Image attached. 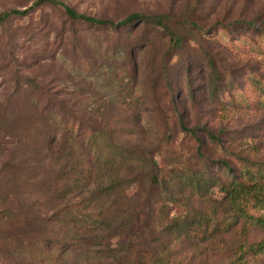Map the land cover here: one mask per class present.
Masks as SVG:
<instances>
[{
	"label": "rangeland",
	"instance_id": "rangeland-1",
	"mask_svg": "<svg viewBox=\"0 0 264 264\" xmlns=\"http://www.w3.org/2000/svg\"><path fill=\"white\" fill-rule=\"evenodd\" d=\"M34 1L0 0V12ZM63 1L115 22L166 14L182 40L174 47L169 29L145 22L74 21L51 5L18 21L39 37L17 44L41 57L22 61L30 84L17 98L7 103V92L0 94V264H152L138 250L160 234L178 264H264L250 247L264 240V228L229 224L220 186L204 199L186 182L201 172L225 183L246 164L264 165V0ZM92 134L155 162L166 179L152 186L140 161L111 170V181L135 179L111 197L130 217L112 230L110 244H135L130 254L110 256L88 217L106 205L90 190L109 181L93 168ZM194 215L203 220L187 227ZM175 222L178 240L163 232Z\"/></svg>",
	"mask_w": 264,
	"mask_h": 264
},
{
	"label": "trees",
	"instance_id": "trees-1",
	"mask_svg": "<svg viewBox=\"0 0 264 264\" xmlns=\"http://www.w3.org/2000/svg\"><path fill=\"white\" fill-rule=\"evenodd\" d=\"M49 5L59 7L74 21H81L101 27L124 25L135 21L161 26L170 30L174 47L181 44L182 39L170 26L169 16L166 14H145L137 12L130 14L119 22H115L112 19L98 18L79 12L76 8L65 3L63 0H35L31 6L24 9L18 7L7 9L0 12V94L7 92V103L11 102L22 93L23 86L30 84L28 78L23 76L24 71L21 65L22 61L33 59L37 60L41 57L38 52L33 55L26 53L23 47H20L17 44V39H22L28 42L39 37V33L31 28L30 24L23 27L18 24V21L33 15L36 12L35 10ZM191 23L193 25H198L195 20L191 21ZM16 25L17 29L15 28ZM19 29L21 30L19 31ZM10 84L15 85V87L7 88ZM47 96V92L41 89L39 96L40 101L44 102L47 100ZM35 108L37 110L40 107L38 108L36 106ZM45 110L46 105L41 108L42 112ZM19 111L21 113H25L26 109H20ZM184 128L185 130L190 131V129L185 126ZM89 145L93 147L95 151L93 168L95 167L98 169V171H100L99 173L103 175L108 174L107 178L109 179L106 184H103L102 181L99 182L98 186L94 190L88 189L90 190L93 201H105L106 203V205L99 212H91L88 214V217L94 224L93 231H98L95 238H103L105 240L104 243L101 244H105L107 246V252L112 257H116L121 251H125L127 254L133 253L136 248L135 244L132 243L128 245H121L119 248L111 247L110 241L112 230L116 231L119 226V222H123L125 219L130 217V214L124 208H119L120 203L116 202V199L111 201V197L113 195L120 197L123 190L134 183L135 179H119L117 177L111 181V170L114 169L116 173H118L124 167L133 166L139 163V161L146 164L148 161L147 159L136 157L135 155L128 153L126 148L115 145L114 143H111L110 140L103 144L98 143V135L92 134V137L89 140ZM253 165L256 164H246L244 170H242L240 174H230V179H228L225 183L218 179L204 177L201 172L187 175L186 182L191 185L195 192L204 199H208L207 192L210 187L220 186L221 191L225 194V201H227L228 206L231 208L228 209L232 210L230 214H227V219H234L230 221L229 224L233 221H237L238 219H243L245 225L247 226L264 228V165L259 164L257 169H252L251 167ZM147 167L150 168V173L148 174H150L149 180L152 186L166 184V179L160 178V172H157V164L155 162L154 166L148 163ZM227 169L231 171L230 168ZM92 172L94 173V171ZM0 175L1 182L2 174ZM176 175L178 177L177 173ZM92 177L93 176L90 175L89 179H92ZM90 185L91 184L89 182L84 184V186H88L86 188H89ZM79 192L82 194L85 190ZM117 204L118 206H116ZM32 218L35 221V218ZM32 218L27 216V223H33ZM49 220H45V223ZM201 220H203V217L194 215L193 219L187 223V227L191 225L192 221L198 223ZM181 228L182 225L175 222L170 224L168 227H165L163 232L165 233L169 231L171 236L173 235V239L178 240L180 238L179 234L181 232L180 230H182ZM52 242V240L49 241L50 244ZM171 242L172 241L169 240L167 241L166 237L163 235L161 236L160 234L149 240V242H147V244H145V246L138 251H141L143 254L145 253L147 257L150 256L152 258V264H178L171 260V255L173 253L172 248H170ZM49 243H46V246L47 244L49 246ZM250 247L254 254H264V240L258 242L257 244L250 245ZM21 249L23 248L21 247ZM98 252L100 253L105 251L100 250Z\"/></svg>",
	"mask_w": 264,
	"mask_h": 264
}]
</instances>
